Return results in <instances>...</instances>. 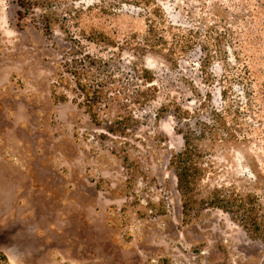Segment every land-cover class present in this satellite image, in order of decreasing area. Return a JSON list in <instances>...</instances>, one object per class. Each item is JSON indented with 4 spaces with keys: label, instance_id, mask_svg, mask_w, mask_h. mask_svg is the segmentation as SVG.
Here are the masks:
<instances>
[{
    "label": "rangeland",
    "instance_id": "1",
    "mask_svg": "<svg viewBox=\"0 0 264 264\" xmlns=\"http://www.w3.org/2000/svg\"><path fill=\"white\" fill-rule=\"evenodd\" d=\"M50 3L46 30L39 18L18 21L16 0H0V253L9 264H264V244L230 214L199 203L183 213L170 165L179 132L198 134L204 121L197 198L224 186L264 202V0H156L174 25L204 39L213 27L209 47L220 38L225 54L210 77L197 45L172 63L85 38L141 37L149 7ZM86 56L104 64L90 68ZM83 63L108 95L97 123L70 72ZM142 67L153 83L139 79ZM53 85L66 101L53 100Z\"/></svg>",
    "mask_w": 264,
    "mask_h": 264
},
{
    "label": "trees",
    "instance_id": "2",
    "mask_svg": "<svg viewBox=\"0 0 264 264\" xmlns=\"http://www.w3.org/2000/svg\"><path fill=\"white\" fill-rule=\"evenodd\" d=\"M132 4L136 6L144 5L149 7L147 11V28L145 33L138 37L135 34L132 36V40H125L121 45H118L115 41H112L106 34L99 31H93L92 35L86 36L90 41L103 42L110 44L114 47H122L130 49L134 55H140L145 53L159 54L169 62L177 63L179 58L192 51L197 45L203 54L201 61L198 65L201 70L207 73V76L211 75L207 72L211 60L214 57H220L225 54V51L221 48L220 38H215L217 44H214V49H210V38L213 32V27L206 29L208 34L204 39L201 35V31L198 27L183 28L179 25H174L172 21H167L163 17L162 10L159 9L156 0H132ZM16 4L19 9L16 11L18 21H22L26 18H30L32 21L39 18L46 30H49L52 24L51 14L45 11L50 8V0H16ZM41 9L42 13L37 17L35 10ZM61 30L64 29V25H60ZM210 43V44H209ZM212 46V44H211ZM87 57V56H86ZM88 58V66H96L104 64L102 60H96ZM84 61V60H83ZM76 89L81 93L84 99L83 106L85 112L90 119L97 123L99 122V115L96 107L108 97L105 94V84L95 77V75L85 66H82L73 71H70ZM140 80L145 83H153L154 78L149 69L142 67L138 73ZM65 79L59 77V82H63ZM68 88V82L63 84ZM51 90V96L54 101L64 102L67 100L65 92H57L54 89ZM188 114V112H186ZM178 119L184 118L181 113L175 115ZM117 120L114 125L120 126L122 120ZM201 129L195 132L192 129H188L186 132H179L183 140V148L177 153H174L170 159V165L173 168L174 176L176 178V189L180 194L181 207L183 213L189 212L197 203L201 206H210L218 208L231 215V218L235 220L239 226L253 239L260 241L264 244V202L261 196L256 193H237L234 189L226 188L224 186L214 187L206 199L197 198L198 182L201 180L203 174V167L201 164L202 154L195 144L197 137L206 135L207 123L199 121ZM123 126V125H122ZM111 132H115L116 129L107 127ZM119 130V129H117ZM254 176L258 175L254 172ZM262 182L264 183V176L261 175ZM1 264H9L6 256L0 253Z\"/></svg>",
    "mask_w": 264,
    "mask_h": 264
}]
</instances>
